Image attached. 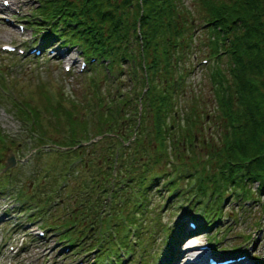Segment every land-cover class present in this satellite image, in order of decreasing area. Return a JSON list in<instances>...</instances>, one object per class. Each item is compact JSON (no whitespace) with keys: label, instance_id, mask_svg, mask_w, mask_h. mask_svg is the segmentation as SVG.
Returning a JSON list of instances; mask_svg holds the SVG:
<instances>
[{"label":"rangeland","instance_id":"374dc122","mask_svg":"<svg viewBox=\"0 0 264 264\" xmlns=\"http://www.w3.org/2000/svg\"><path fill=\"white\" fill-rule=\"evenodd\" d=\"M184 2L198 26L195 30L197 61L207 62L208 57L204 55L207 53L203 50L208 47L201 45V41L209 37L207 25L204 27V0ZM36 5L37 0H0V264H95L96 253L98 260L105 262L118 258L114 249L124 258L121 264H166L174 245L185 249L183 241L194 236L201 240L202 248L212 247L210 252L215 259L235 257L237 252L243 257L242 251H245L252 262L263 264V195H254L255 201H224V213L230 215L223 217L219 224L231 225V230L222 234V242L215 244L209 236L213 230L203 232L196 229L197 223L190 225L193 219L190 211L179 207V203L172 211L164 206L165 202L169 205L175 200V188L167 189L164 183L175 176L176 159L161 160L158 166L155 165L157 158L149 160L152 171L169 174L155 182L160 190L151 188L147 194L137 183L136 174L119 170L125 166L126 151L132 157L133 150L137 149L135 160L141 155L158 153L150 118L145 126L150 131L149 136L142 135L140 144L135 134L127 140L117 134L120 126L121 131H126V125L130 126L132 120L129 122L126 116H136L135 109L141 108L140 103L136 104L144 84L139 60L126 62L125 74L119 76L106 74L99 65L92 69L84 63L78 47L54 43L38 52L40 32L26 20L36 13ZM7 44L14 50L2 49ZM73 59L76 62L73 63ZM207 60L205 66H196L186 82L195 83L204 97L212 99L208 66L214 59ZM135 66L138 68L136 76L132 74ZM119 97L129 101L128 113L124 110L121 115L115 111L116 102L119 101L117 108L123 106ZM210 99L207 110L214 112L216 104ZM188 102V99L183 101ZM100 109L112 110L116 122L109 119L108 112L107 115L100 113ZM211 118L215 116L203 122V135L197 136L196 142L215 132ZM175 122L170 119L172 125ZM181 131L175 128L166 134L169 140H177ZM172 150L171 146V153ZM196 150L204 154L199 146ZM11 151L16 163L5 168L7 154ZM139 151L142 154H138ZM140 160L135 161V167ZM256 187L254 183L252 188ZM188 195V192L184 194L183 199ZM145 201L149 206L140 236L135 227H129L128 212L135 203ZM163 207L167 212L162 210L160 214ZM234 213L238 216L236 219L231 217ZM144 217L136 216V222ZM156 217L170 225L181 222L185 233L180 241L167 238L170 244L163 249L164 233L155 224V240L145 245L146 251L143 249L145 239L150 236L147 227ZM142 237L140 247L136 240ZM240 244L238 249L229 248ZM215 246L225 249L220 251L224 254L213 253L219 252ZM153 250H157L156 259ZM205 262L209 264V259Z\"/></svg>","mask_w":264,"mask_h":264},{"label":"trees","instance_id":"16d2710c","mask_svg":"<svg viewBox=\"0 0 264 264\" xmlns=\"http://www.w3.org/2000/svg\"><path fill=\"white\" fill-rule=\"evenodd\" d=\"M35 8L36 13L26 20L40 32L38 44L42 47L54 43L78 47L84 62L92 69L99 65L106 74L119 76L125 74L126 62L139 60L144 84L136 104L140 103L141 108L135 109L136 116H126L132 122L126 125V131H121L120 126L117 134L124 140L135 134L140 144L142 135L150 133L145 129L150 118L158 153L138 156L137 160H141L135 167L137 149L133 150L132 157L126 151L125 166L119 170L136 174L137 183L147 194L151 188L160 190L155 182L169 174L152 171L149 160L157 158L155 165L158 166L161 160L176 159L173 165L176 174L164 183L167 189L175 188V200L169 205L165 202L164 206L172 211L179 203V207L192 213L197 230H213L209 233L212 242H222V234L231 230V225L219 224L223 217L230 215L224 213V201L248 202L257 200L254 195L264 197V0H204V27L207 25L209 37L201 41V45L208 47L203 50L207 53L204 55L214 59L208 66L209 87L217 109L214 112L207 110L210 97H204L195 83L186 82L196 66H205L208 58L207 62L197 61L195 30L198 26L192 21L193 13L184 0H37ZM138 68L135 66L133 75L138 74ZM133 75L130 72L131 78ZM119 99L123 106L117 108L119 101L114 99L115 111L128 113L129 101ZM186 99L189 102L185 104ZM107 112L115 123L113 111ZM107 112L100 109L103 115ZM210 116H215L211 118L215 132L196 142V137L203 135V122ZM171 118L176 121L173 125ZM175 128L182 130L180 137L169 140L166 132ZM198 146L203 149V155L196 150ZM182 164L184 167H180ZM148 172L153 175H147ZM254 183H257L256 188H252ZM185 192L189 195L183 199ZM134 206L128 212L129 227H135L140 235L145 228L149 203ZM243 206L241 204L240 208ZM166 209H160V214ZM261 211L264 212V200ZM139 215L145 217L136 222ZM231 217L238 216L234 213ZM155 224L164 233L163 249L170 241H179L184 236L181 222L170 225L156 217L147 227L150 236L145 239L143 249L155 240ZM167 238L170 241L166 242ZM143 239L136 240L140 247ZM239 246L241 244L229 248L234 250ZM119 249L122 250V246ZM214 249L225 250L218 246ZM118 251L114 249L118 258L110 262L98 260L96 253L95 264H121L124 258L121 259ZM154 254L156 259L157 250H153Z\"/></svg>","mask_w":264,"mask_h":264},{"label":"bare ground","instance_id":"6f19581e","mask_svg":"<svg viewBox=\"0 0 264 264\" xmlns=\"http://www.w3.org/2000/svg\"><path fill=\"white\" fill-rule=\"evenodd\" d=\"M61 54L64 55L65 52L61 51ZM74 61L76 62V59H73V63ZM195 238H196L195 236L187 237L183 241L182 244L184 245L185 249L181 250V247L177 246L178 244L174 245L173 252L171 253V257L169 258L166 264H206L205 262L206 259L212 257L210 252V250H212V247L208 246L202 248L201 240L197 239L198 237L196 239ZM242 252L245 253L244 255L243 253L240 252V254L244 255L243 257H241V255H237L239 254L238 252L235 254L236 255L235 257L227 256L232 260H230L225 264H259V261L252 262L251 259H248L250 256L247 254V252L245 251ZM218 254H224V253L221 252Z\"/></svg>","mask_w":264,"mask_h":264},{"label":"water","instance_id":"95a60500","mask_svg":"<svg viewBox=\"0 0 264 264\" xmlns=\"http://www.w3.org/2000/svg\"><path fill=\"white\" fill-rule=\"evenodd\" d=\"M15 163H16L15 157H14V154L12 153V151H11V153L9 155L7 154V161L5 162V168L13 166Z\"/></svg>","mask_w":264,"mask_h":264}]
</instances>
